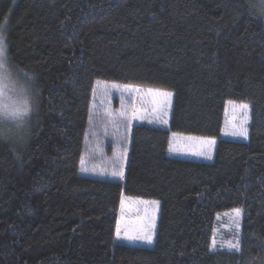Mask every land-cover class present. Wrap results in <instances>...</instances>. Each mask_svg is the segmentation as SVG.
Masks as SVG:
<instances>
[{"label":"trees","instance_id":"trees-1","mask_svg":"<svg viewBox=\"0 0 264 264\" xmlns=\"http://www.w3.org/2000/svg\"><path fill=\"white\" fill-rule=\"evenodd\" d=\"M9 53L34 69L22 149L0 142V264H264V18L249 0H0ZM173 92L168 128L134 124L122 181L79 173L94 82ZM228 100L248 138H220ZM174 133L217 138L210 161ZM124 195L160 202L151 248L115 241ZM242 209L239 250L212 238Z\"/></svg>","mask_w":264,"mask_h":264},{"label":"rangeland","instance_id":"rangeland-1","mask_svg":"<svg viewBox=\"0 0 264 264\" xmlns=\"http://www.w3.org/2000/svg\"><path fill=\"white\" fill-rule=\"evenodd\" d=\"M172 101L173 92L170 90L95 81L79 172L90 177L122 181L133 125L168 128ZM250 123L249 103L228 100L224 106L220 138L245 141ZM216 142L217 138L174 133L169 144V155L210 161ZM174 144L175 147L180 145L177 151L173 150ZM159 214L158 200L124 195L118 212L116 243L153 247ZM216 222L212 249H216L214 244L218 241L219 245L225 247L223 250H236L231 245H236V238L240 235L242 209L221 212L217 214ZM146 236L151 238V243L145 239Z\"/></svg>","mask_w":264,"mask_h":264},{"label":"clouds","instance_id":"clouds-1","mask_svg":"<svg viewBox=\"0 0 264 264\" xmlns=\"http://www.w3.org/2000/svg\"><path fill=\"white\" fill-rule=\"evenodd\" d=\"M264 18V0H249ZM38 74L17 64L9 53L6 32L0 28V142L16 149L26 146L40 105Z\"/></svg>","mask_w":264,"mask_h":264},{"label":"snow or ice","instance_id":"snow-or-ice-1","mask_svg":"<svg viewBox=\"0 0 264 264\" xmlns=\"http://www.w3.org/2000/svg\"><path fill=\"white\" fill-rule=\"evenodd\" d=\"M244 107H247V106L245 105ZM236 212L239 213V210H236ZM145 239H146L149 243H151V238H150V237H147V236H146ZM231 247H235L236 250H239V245H238V244H236V245H231Z\"/></svg>","mask_w":264,"mask_h":264},{"label":"crops","instance_id":"crops-1","mask_svg":"<svg viewBox=\"0 0 264 264\" xmlns=\"http://www.w3.org/2000/svg\"><path fill=\"white\" fill-rule=\"evenodd\" d=\"M173 146L175 147L176 144H174ZM179 146H180V145L178 144V147H175V149H173V150H174V151H177V150L179 149ZM181 149H182V147H181ZM181 149H180V150H181ZM79 173H80V172H79ZM80 174H81V173H80ZM81 175H82V176H85V177H90V176L83 175V174H81ZM91 178H96V177H91Z\"/></svg>","mask_w":264,"mask_h":264}]
</instances>
